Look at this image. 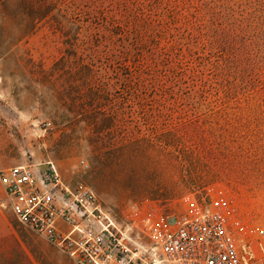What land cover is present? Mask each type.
<instances>
[{
	"label": "rangeland",
	"instance_id": "rangeland-1",
	"mask_svg": "<svg viewBox=\"0 0 264 264\" xmlns=\"http://www.w3.org/2000/svg\"><path fill=\"white\" fill-rule=\"evenodd\" d=\"M54 162L119 218L226 186L264 204V0H0V169ZM0 185V264H52Z\"/></svg>",
	"mask_w": 264,
	"mask_h": 264
},
{
	"label": "built area",
	"instance_id": "built-area-1",
	"mask_svg": "<svg viewBox=\"0 0 264 264\" xmlns=\"http://www.w3.org/2000/svg\"><path fill=\"white\" fill-rule=\"evenodd\" d=\"M0 185L16 220L71 264H264V204L243 212L219 183L120 218L52 161L0 169Z\"/></svg>",
	"mask_w": 264,
	"mask_h": 264
},
{
	"label": "crops",
	"instance_id": "crops-1",
	"mask_svg": "<svg viewBox=\"0 0 264 264\" xmlns=\"http://www.w3.org/2000/svg\"><path fill=\"white\" fill-rule=\"evenodd\" d=\"M50 260L52 264H71V260L59 251L55 252Z\"/></svg>",
	"mask_w": 264,
	"mask_h": 264
}]
</instances>
